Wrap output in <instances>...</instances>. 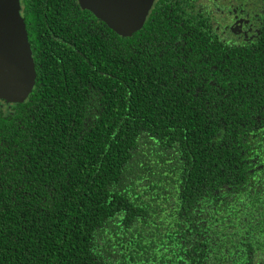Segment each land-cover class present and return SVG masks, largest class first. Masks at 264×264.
I'll return each instance as SVG.
<instances>
[{
	"label": "trees",
	"instance_id": "trees-1",
	"mask_svg": "<svg viewBox=\"0 0 264 264\" xmlns=\"http://www.w3.org/2000/svg\"><path fill=\"white\" fill-rule=\"evenodd\" d=\"M168 1L123 36L23 0L36 80L0 105V264H264V138L240 121L264 66L241 100L197 74L207 18L167 26Z\"/></svg>",
	"mask_w": 264,
	"mask_h": 264
},
{
	"label": "flooded vegetation",
	"instance_id": "flooded-vegetation-1",
	"mask_svg": "<svg viewBox=\"0 0 264 264\" xmlns=\"http://www.w3.org/2000/svg\"><path fill=\"white\" fill-rule=\"evenodd\" d=\"M21 3V13L24 16L23 0ZM156 3L158 4V0L154 1L151 9L156 8L154 7ZM167 3L168 10L165 14L167 26L177 24L181 14L204 13L203 17L207 18L205 31L196 35L197 41L194 45L202 52V56L198 59V69L195 68L197 74L207 75L205 78H211L212 82L221 84L218 86L227 87L240 100L243 93L253 90L254 84L261 85L262 82L253 81L252 72H254V61H260L264 66V0H169ZM237 11L241 13L239 17ZM175 12L176 16L173 17ZM237 49L239 51H236ZM228 51L235 52L232 57L235 63L228 60L230 56L229 53L226 55ZM242 53L245 57H242ZM242 58L247 60L244 67L240 63ZM256 69L259 70L257 66ZM175 70H181V66ZM184 70L187 71L186 68ZM208 70H211L212 77L208 75ZM260 73L258 74L264 78V68ZM9 104L13 103L0 99V105L7 107ZM251 105L252 101L249 107ZM254 106L260 110L264 109V98L256 101ZM254 115L240 117V121L246 125L250 123V130H255L250 133L254 136L264 138V114L261 112L260 115ZM253 119L256 120L255 123ZM251 141L245 140L244 145L248 147Z\"/></svg>",
	"mask_w": 264,
	"mask_h": 264
},
{
	"label": "water",
	"instance_id": "water-1",
	"mask_svg": "<svg viewBox=\"0 0 264 264\" xmlns=\"http://www.w3.org/2000/svg\"><path fill=\"white\" fill-rule=\"evenodd\" d=\"M155 0H78L123 36L144 25ZM20 0H0V99L24 102L34 88L36 68Z\"/></svg>",
	"mask_w": 264,
	"mask_h": 264
},
{
	"label": "rangeland",
	"instance_id": "rangeland-1",
	"mask_svg": "<svg viewBox=\"0 0 264 264\" xmlns=\"http://www.w3.org/2000/svg\"><path fill=\"white\" fill-rule=\"evenodd\" d=\"M20 9H21V11H22V3H21V0H20ZM5 100V99H4ZM6 101V100H5ZM7 102V101H6Z\"/></svg>",
	"mask_w": 264,
	"mask_h": 264
}]
</instances>
